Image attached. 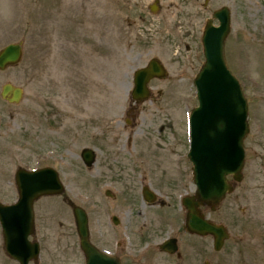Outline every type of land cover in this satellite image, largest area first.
I'll return each mask as SVG.
<instances>
[{
    "label": "rangeland",
    "instance_id": "rangeland-1",
    "mask_svg": "<svg viewBox=\"0 0 264 264\" xmlns=\"http://www.w3.org/2000/svg\"><path fill=\"white\" fill-rule=\"evenodd\" d=\"M223 6L231 10L226 58L248 98L253 135L264 128V0H0V50L21 43L24 51L19 64L0 70V198L17 199L19 167L51 165L65 186L62 195L35 202L40 264L84 261L71 203L87 211L91 239L98 245L111 249L114 237L115 243L131 245L132 221L144 220L140 201L133 209L129 197V167L136 156L167 190L177 187L178 177L182 191L195 188L192 174L183 176L192 167L186 155L189 115L198 104L193 81L205 60V24ZM152 57L164 63L168 76L151 82V98L132 118L125 111L133 74ZM7 82L24 88L21 102L2 98ZM45 109L52 122L50 112L67 126L64 135L56 130L45 135L49 139L43 137ZM85 147L96 152L91 168L81 157ZM108 189L118 196H107ZM232 205L244 229L232 264H264V214L251 215L259 212L258 204L246 214L245 202L240 208ZM163 210L171 223L172 208ZM207 213L226 221L224 202ZM161 235L155 242L166 236ZM224 248L222 261L230 249ZM160 259L156 255V262ZM0 264L17 262L0 250Z\"/></svg>",
    "mask_w": 264,
    "mask_h": 264
},
{
    "label": "water",
    "instance_id": "water-1",
    "mask_svg": "<svg viewBox=\"0 0 264 264\" xmlns=\"http://www.w3.org/2000/svg\"><path fill=\"white\" fill-rule=\"evenodd\" d=\"M214 18L219 20V26L213 24ZM230 30L231 12L226 6L215 11L205 26L202 37L205 62L194 80L199 103L190 115L189 158L194 164V180L198 189L195 197H186L183 201L188 209L187 227L202 235L213 234L217 249L227 237L225 228L206 220L199 213L198 206L208 204L215 209L227 191L226 173L231 171L238 178L244 162V138L249 131L247 99L225 57V41ZM22 55L20 43L8 44L0 50V69L19 63ZM166 73L158 59L150 60L146 67L135 72L132 97L138 101L147 99L148 82L154 77L164 78ZM2 96L10 102H19L23 89L7 83ZM82 157L88 166L95 162V152L90 148L82 151ZM16 180L19 200L13 205L0 203V220L8 252L22 264H27L29 259L37 258L39 254V244L28 241L33 226V203L42 195L61 193L63 184L58 172L51 167L35 171L19 169ZM73 211L81 247L87 257L86 264H121L117 257L101 253L89 242L85 210L74 206ZM18 241L23 243L17 245Z\"/></svg>",
    "mask_w": 264,
    "mask_h": 264
},
{
    "label": "flooded vegetation",
    "instance_id": "flooded-vegetation-1",
    "mask_svg": "<svg viewBox=\"0 0 264 264\" xmlns=\"http://www.w3.org/2000/svg\"><path fill=\"white\" fill-rule=\"evenodd\" d=\"M137 109L138 104L130 101L125 113L132 116V118H135ZM45 111L46 115L43 120L41 119L40 114L37 113L38 120H42L43 123V137L48 138L45 135L48 132H55L56 130L64 135L65 131H68L67 126L64 129V123H58L57 116L54 112H50L53 119L52 122L48 111L46 109ZM63 120H65V115ZM39 124L40 123L38 122L36 125V137L38 142L41 138ZM56 127L58 129H56ZM253 132L254 134L252 135L250 131L245 139V163L241 172L240 180H236L231 173L226 176L227 185L232 186V189L227 191L223 201L226 214L224 225L229 233L228 239L224 243V247L226 248L229 245L230 248L229 252L226 254L228 256L225 257L226 260L222 261L219 255L224 247L220 250H215L213 236H201L185 226L186 209L183 206L182 200L186 195H194L196 187L192 189L191 192L185 190V187L183 188L185 191H182V178L178 177L175 184L177 187L174 188V190H171L172 188L167 190L166 184L162 187L161 183L163 181L154 176L155 172L151 171L152 168L146 167L144 161H138L141 157L137 156L133 161L130 160L132 161V165L129 167V169H131L130 176L132 185L129 188L131 191L129 192V197L133 203H135L133 209H137L136 202L140 201L143 208L141 210H143V212H141L140 209L138 210H140V213L144 214V220L140 221V219H137L135 220V223L132 221L131 231L135 240L131 242L130 246H126L125 243L123 244L119 241H116L115 243L114 237L111 251H109L110 254L114 257L115 255L118 256L121 259L122 264H168V262H171L172 264H232L230 256L234 254L236 248H238L236 250L240 252V246L244 240L243 224H241L240 216L233 213V202H235L236 207L239 208L242 203L245 202V207L242 206L245 214L248 212V209L253 211L252 207L258 204L259 212L257 214L251 213V215L257 216L260 214L261 216L264 214L262 213L263 210L261 208V205L264 207V128H259ZM183 170L187 171L185 168ZM160 174L162 175L165 173L161 171ZM191 174L192 167L190 172H185L183 176H189ZM150 190L155 192V201L153 203L146 199V195H148V192L150 193ZM116 196L118 195H115V197ZM176 200L177 203L175 202ZM248 204L250 207L247 206ZM167 206L171 207V212H173L171 213V216H173L171 217V223H167L164 216L165 212L163 209ZM174 206L176 207L174 208ZM201 209L205 215L208 214L206 212L210 210L207 206H203ZM175 216L176 221L173 220ZM206 217L213 220L209 215H206ZM167 225L170 227V231L166 230ZM1 230L0 226V250L7 254L5 239L3 234L1 235ZM164 232L166 236L155 242V238L162 237L163 235L161 234ZM37 233L38 232L35 229V233L31 236V240H36ZM166 239L175 240L169 244L166 250H164L160 247V244ZM93 243L97 245L96 242L93 241ZM99 247L103 251L107 250L103 246ZM156 255H159L161 258L157 262ZM34 263L35 262H30L29 264ZM239 264L243 263L240 261Z\"/></svg>",
    "mask_w": 264,
    "mask_h": 264
},
{
    "label": "bare ground",
    "instance_id": "bare-ground-1",
    "mask_svg": "<svg viewBox=\"0 0 264 264\" xmlns=\"http://www.w3.org/2000/svg\"><path fill=\"white\" fill-rule=\"evenodd\" d=\"M75 116H76V114H75ZM71 118H73V119H74V117H72V116H71ZM75 119H77V116H76V118H75Z\"/></svg>",
    "mask_w": 264,
    "mask_h": 264
}]
</instances>
